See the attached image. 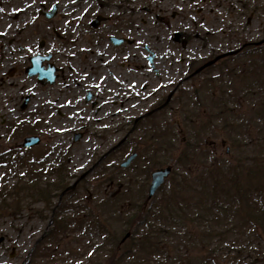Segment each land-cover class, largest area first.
Listing matches in <instances>:
<instances>
[{
  "label": "rangeland",
  "instance_id": "obj_1",
  "mask_svg": "<svg viewBox=\"0 0 264 264\" xmlns=\"http://www.w3.org/2000/svg\"><path fill=\"white\" fill-rule=\"evenodd\" d=\"M50 1L59 2L60 14L51 21L34 17L32 23L22 14L14 21L11 13L34 2L37 14L46 0H0V203L6 199L11 204L0 210V264H108L110 257L118 259L132 243H121L122 225L116 221L125 218V206L154 210L172 194L168 181L146 202L152 171L170 165L182 174L179 160L189 158L197 164L202 161L199 155L208 158V164L217 160L218 165L226 162L232 168L241 160L264 162V146L254 144L260 130L264 133V70L243 78L245 85L254 84L250 94L239 92L242 79H230L217 68L190 78L194 62L200 66L213 54L264 40V0ZM99 15L111 20L92 31L89 24ZM27 24L32 25L24 27ZM112 32L134 44L113 46ZM178 32L183 34L181 43L174 41ZM64 33L67 38L61 42ZM41 39L47 41L44 53L50 51L53 62L63 69V77L53 86H41L24 73L27 58L39 51ZM146 46L156 55L158 76L149 67ZM252 53L248 49L226 63L238 66L239 73L253 60ZM260 59L264 67V53ZM15 67L19 73L9 78L8 71ZM235 88L237 123L244 132L233 141L236 137L224 130L232 121L214 116L222 106L235 107L233 102L220 105L232 98ZM87 92L99 102L95 108L85 102ZM172 93L166 107L150 114ZM26 96L30 102L23 111ZM186 116L200 120L191 126ZM210 117L211 125L204 130ZM33 133L42 141L25 151L22 142ZM76 134L82 135L77 142ZM190 142L206 151H188ZM48 151L46 163L32 160ZM59 154L69 155L64 165L68 183L84 176L75 190L59 205L60 192L44 203L37 195L25 198L33 194L26 190L36 178L33 168L42 171L40 181L45 185L54 182L47 172ZM133 154L141 157L121 168ZM256 177L246 181L250 190L259 184L264 188V172L259 181ZM13 191L24 196L18 198ZM254 196L260 202L259 195ZM184 198L196 195L184 192ZM180 201L186 207L183 197ZM121 206L125 212H120ZM239 214L203 237L196 227L198 245L187 239L175 242L166 254L169 264H252L249 253L254 243L249 234L238 231ZM209 224L215 226L206 221L203 228ZM178 232L183 237L188 230L183 226Z\"/></svg>",
  "mask_w": 264,
  "mask_h": 264
},
{
  "label": "trees",
  "instance_id": "obj_2",
  "mask_svg": "<svg viewBox=\"0 0 264 264\" xmlns=\"http://www.w3.org/2000/svg\"><path fill=\"white\" fill-rule=\"evenodd\" d=\"M249 49L253 50V60L248 65H243L238 73V79H242L243 86L239 92L244 90L248 94L255 90L253 89L254 84L250 82L245 85L246 81L243 78L264 70V67L260 66V57L264 50L255 47ZM233 76H236V71ZM224 111L229 112L230 110L226 107ZM207 124H204V130L208 128L209 123ZM225 129L236 137L233 141L239 139V134L244 132V126L237 121L235 124H227ZM244 135L245 133L242 137ZM258 139L254 141L255 146H264L262 130L259 132ZM238 146L240 147L241 144L238 143ZM186 147L188 151L192 152L206 151L203 147L192 145L191 142ZM199 156L202 161L197 164H194L193 160L191 163L189 158L179 160L178 163L183 166L182 174L177 175L176 172H173L169 180L172 194L162 200L161 206L147 211L135 205L125 206L126 212L123 210L124 206L120 207V212H125V218H119L116 221L122 225L123 236L128 233L131 234L132 243L129 249L118 259L113 256L110 257L108 264H114V259L116 264H169L166 254L175 242L181 244L187 239L189 242H195L198 245L196 242L198 231H201L203 237L204 233H208L211 231L210 229L223 223H229L230 218L232 216L234 218L239 213L238 217L236 216L241 221V224L238 225V231L249 234L248 237L254 243L249 253L252 264L264 263V188L263 185L259 184L258 187L250 190L246 184V181L252 182L254 179H250L255 176H257L255 179L259 181L264 172V162L246 163L241 160L232 168L226 162L218 165L217 160H210L211 163L208 164L206 160L208 158L204 159L202 155ZM231 173L232 175H230ZM67 186L65 179L60 178L54 185L49 184V186L42 188L38 183H34L26 190L37 194L43 201H46L51 198L54 191L65 190ZM189 191L195 193L196 198H184V192ZM255 194L256 197L259 195L260 202L254 200ZM22 195L24 194L19 193L17 197L20 198ZM114 197L107 198L115 201L116 198ZM182 197L186 202V207L182 206V201H180ZM244 201L245 205L243 204ZM114 204L119 206L118 202ZM10 205L6 204V199H4L3 204L0 205V210ZM244 209L249 210V212L243 213ZM206 221H212L215 226L209 224L203 228ZM183 226L187 228L188 232L185 236L180 237L178 231ZM196 227L199 228L198 231ZM104 230L108 232V229ZM114 244L116 246V243Z\"/></svg>",
  "mask_w": 264,
  "mask_h": 264
},
{
  "label": "flooded vegetation",
  "instance_id": "obj_3",
  "mask_svg": "<svg viewBox=\"0 0 264 264\" xmlns=\"http://www.w3.org/2000/svg\"><path fill=\"white\" fill-rule=\"evenodd\" d=\"M59 2H51L50 0H46V3L41 7V10H39L38 12H37V14H34L35 13V9H34V6H33V4H34V2L32 3H30V4H25L24 5V7L22 8V11L23 12H21V13H17L16 12V10H14L12 13H11V18L12 17H15L16 19L14 20V21H16L17 19H18V17H19V15H23V17L24 18H27L28 19V21H30V22H32V23H34L33 22V20H32V18H34V17H40V16H42L45 20H47V21H51V19H49L47 16H46V14H48L50 11H51V7H52V5H54V6H56V16H58L59 14H60V12H59V10H60V7H59V4H58ZM47 5H49L48 7H47ZM53 6V7H54ZM104 18H106L105 20L104 19H102V20H104L101 24H106L109 20H111V16H105ZM36 19V18H35ZM29 25H32V24H27L26 26H24V27H28ZM23 27V28H24ZM99 27H100V25H99ZM98 27V28H99ZM92 30V29H91ZM97 30V29H96ZM96 30H92V31H96ZM112 37H117V38H128V37H125V35H118V34H116V32H112V35H111ZM110 36V37H111ZM60 37V36H59ZM66 35H65V33H64V35L62 36L61 35V38H60V41L61 42H63V41H65L66 40ZM110 41V40H109ZM30 43V41H28V44ZM46 45H47V41L45 40V39H41V41L39 42V44H38V47H39V49H41L40 50V52L39 51H37L36 52V55L37 54H41V55H43V56H45V55H52L51 54V52L50 51H48L47 53H42V49H45L46 48ZM127 44H124L123 45V47L124 46H126ZM30 55H33L32 53L30 54ZM52 59H53V55H52ZM53 61V60H52ZM46 64V63H45ZM155 63H154V61H153V66L150 64L149 65V67H150V69H151V71L155 74V76H158V69L156 68V65H154ZM19 73V69L18 68H14V74H18ZM63 73H62V75H61V77H63ZM60 77V78H61ZM60 78H58V80L60 79ZM190 78H193V76L191 75V77ZM57 82V81H56ZM90 95H91V99H88L89 97H90ZM94 94L92 93V92H89V94L87 93V96H86V98H85V102H87V103H89V102H91V106L93 107V108H95L96 106H98V103L99 102H97L96 100H94L93 99V96ZM174 97V96H173ZM173 97H172V99H173Z\"/></svg>",
  "mask_w": 264,
  "mask_h": 264
},
{
  "label": "water",
  "instance_id": "obj_4",
  "mask_svg": "<svg viewBox=\"0 0 264 264\" xmlns=\"http://www.w3.org/2000/svg\"><path fill=\"white\" fill-rule=\"evenodd\" d=\"M179 36H180V34H179ZM177 37H178V35H177ZM222 57H224V56L217 58L216 61ZM212 63H214V62H212ZM40 64H41V60H39L38 58L33 59L34 67L32 69L27 70L29 75H35L36 73H40L41 77H47L48 79H50V81H53L54 80V70L42 71L40 69ZM208 65H210V64H208ZM38 143H39V140L37 138H27L25 140V147L29 148L32 145H35ZM132 159L133 158H130L127 163L123 164V166L127 167ZM171 172H172V168L167 167V168L157 170L152 174V182H151V186L149 189V199H151L156 194L158 189L164 184L165 180L169 177Z\"/></svg>",
  "mask_w": 264,
  "mask_h": 264
}]
</instances>
